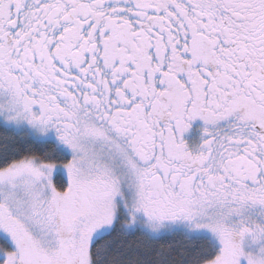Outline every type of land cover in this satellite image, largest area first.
<instances>
[{
    "label": "snow or ice",
    "instance_id": "1",
    "mask_svg": "<svg viewBox=\"0 0 264 264\" xmlns=\"http://www.w3.org/2000/svg\"><path fill=\"white\" fill-rule=\"evenodd\" d=\"M0 264H264V0H0Z\"/></svg>",
    "mask_w": 264,
    "mask_h": 264
}]
</instances>
